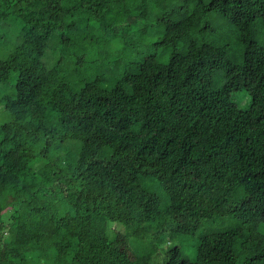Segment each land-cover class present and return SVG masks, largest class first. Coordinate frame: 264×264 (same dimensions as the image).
<instances>
[{
  "label": "trees",
  "instance_id": "trees-1",
  "mask_svg": "<svg viewBox=\"0 0 264 264\" xmlns=\"http://www.w3.org/2000/svg\"><path fill=\"white\" fill-rule=\"evenodd\" d=\"M126 257L264 264V0H0V264Z\"/></svg>",
  "mask_w": 264,
  "mask_h": 264
},
{
  "label": "rangeland",
  "instance_id": "rangeland-1",
  "mask_svg": "<svg viewBox=\"0 0 264 264\" xmlns=\"http://www.w3.org/2000/svg\"><path fill=\"white\" fill-rule=\"evenodd\" d=\"M235 37L236 36L232 32V40L228 42V46H229L228 52L231 56H236L238 55V52H240L238 48V44L236 43ZM92 49H93V46H91L89 41L84 40L82 42L75 41V45L70 47L69 53L59 55V51L58 52L56 51L57 49H53V53L51 52L49 53L51 55L52 60L57 61L56 62L58 63L57 67L61 75L64 76L65 78H72L74 81L77 82L78 79H82V78L91 79L92 76L98 74L99 70L101 71V68L99 67V65L97 64L96 66V64L93 63V61L95 60H92V57H97V56H96V51H92ZM74 58L76 59L84 58V63L80 65L78 70L69 69L64 63L65 60H71ZM235 58H239V57H235ZM185 224H186V220L183 217H179L177 220V227L175 229H178L179 227L180 229H182L183 225ZM223 225L224 224L215 222L212 224L211 228L223 226ZM202 227H206V229L209 228V223L207 222L203 223ZM199 235H200V232H198L191 239H187L184 237L185 238L184 240H182L177 235L176 237H174V239L170 243H168V246L170 247V246L176 245V246L185 247V252L188 255V258L192 261L195 258L194 246H195L196 240ZM166 247H167L166 244H162L159 248L164 249ZM117 264H132V260L131 258L126 257L121 261H117Z\"/></svg>",
  "mask_w": 264,
  "mask_h": 264
}]
</instances>
